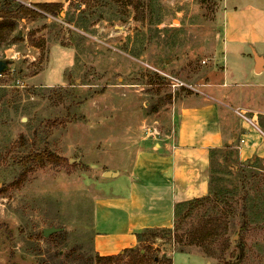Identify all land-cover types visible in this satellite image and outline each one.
<instances>
[{"label": "rangeland", "instance_id": "374dc122", "mask_svg": "<svg viewBox=\"0 0 264 264\" xmlns=\"http://www.w3.org/2000/svg\"><path fill=\"white\" fill-rule=\"evenodd\" d=\"M222 1L64 0L61 17L35 5L26 6L42 14L35 20L0 17L14 26L0 33L9 62L0 74V264H98L94 200L125 193L127 176L103 182L96 169L125 167L114 155L136 148L144 124L169 129L173 82L193 92L222 64L221 47L219 63L210 59ZM49 152L66 162L33 158ZM50 228L59 231L45 237ZM155 232L137 247L148 264H264V163L213 153L207 189L176 204L173 227Z\"/></svg>", "mask_w": 264, "mask_h": 264}, {"label": "crops", "instance_id": "0c3cea01", "mask_svg": "<svg viewBox=\"0 0 264 264\" xmlns=\"http://www.w3.org/2000/svg\"><path fill=\"white\" fill-rule=\"evenodd\" d=\"M19 1L27 7L64 2ZM221 8L222 39L210 57L219 63L222 48L219 68L193 92L173 82L169 129L156 121L160 135L152 137L144 124L136 148L114 155L128 159L125 167L96 169L103 182L127 176V191L94 200L95 255H120L139 246L138 234L171 229L176 204L207 189L213 153L234 150L241 164L264 163V0H223Z\"/></svg>", "mask_w": 264, "mask_h": 264}, {"label": "trees", "instance_id": "16d2710c", "mask_svg": "<svg viewBox=\"0 0 264 264\" xmlns=\"http://www.w3.org/2000/svg\"><path fill=\"white\" fill-rule=\"evenodd\" d=\"M67 2L71 0H66ZM65 5L63 3H44V4H38L36 5V8L42 12H45L47 14H50L52 16H60L61 17V12L64 9ZM42 16V14L37 11V10H31L27 8L25 5H19L15 10H12V8H2L0 6V17H6L8 19H14V18H27V19H32L35 20L38 17ZM14 28L13 24H7V25H1L0 26V33H3L4 30H12ZM1 38V36H0ZM34 160L39 161L41 164L44 163H52V164H61L65 163L66 159L59 157L51 152L46 153V154H36L34 157ZM162 229H153V230H146L140 234H138V241L139 244L143 241L142 237L146 232H154L155 231H160ZM163 230H169V229H163ZM132 253L134 258L130 261L131 263L134 264H148L149 262V257L148 253L145 250L144 253H142L141 250H138L137 248L135 249H127L125 250L122 254L120 255H114V256H107V257H101L96 255V262L99 264L102 261H105L106 263H110L116 260H123L124 257ZM153 263L157 264H173L172 259L164 256L161 259L157 256L152 258Z\"/></svg>", "mask_w": 264, "mask_h": 264}, {"label": "water", "instance_id": "95a60500", "mask_svg": "<svg viewBox=\"0 0 264 264\" xmlns=\"http://www.w3.org/2000/svg\"><path fill=\"white\" fill-rule=\"evenodd\" d=\"M9 62L6 60H0V74H2L7 68H8ZM109 175V172L107 173ZM59 231V229L56 228H50V229H45L43 231V234L45 237H48L50 234H53L55 232ZM241 255H243V251L241 250ZM233 264H239V261L233 263Z\"/></svg>", "mask_w": 264, "mask_h": 264}, {"label": "built area", "instance_id": "2783aa9c", "mask_svg": "<svg viewBox=\"0 0 264 264\" xmlns=\"http://www.w3.org/2000/svg\"><path fill=\"white\" fill-rule=\"evenodd\" d=\"M240 114V113H239ZM243 116V115H241ZM244 117V116H243ZM246 118V117H245ZM144 131L147 135L149 136H152V137H155V136H159L160 135V132H159V129L157 127V125H153V126H145L144 127Z\"/></svg>", "mask_w": 264, "mask_h": 264}]
</instances>
